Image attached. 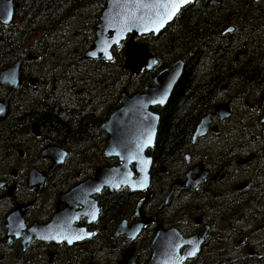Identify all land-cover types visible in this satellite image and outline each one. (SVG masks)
Segmentation results:
<instances>
[{"label": "trees", "instance_id": "1", "mask_svg": "<svg viewBox=\"0 0 264 264\" xmlns=\"http://www.w3.org/2000/svg\"><path fill=\"white\" fill-rule=\"evenodd\" d=\"M104 1L12 0L14 19L7 26L0 24V71L20 61V83L14 92L0 87V102L6 107L0 119V140H15L20 133L21 140L54 144L75 156L80 170H85L83 176L90 175L96 164L113 165L115 160L102 156L106 136L99 130L100 124L117 109L123 90L141 92L157 71L175 59L184 62L181 78L167 104L152 110L159 116L154 147L147 153L154 163L177 167L182 154L189 151L197 122L211 111L224 85L236 94L232 99L251 100L257 111L264 98V0H195L166 26L160 40L151 35L136 39L147 44L158 60L154 70L137 75L122 68L124 44L113 49L110 62H90L83 57L92 46L91 29ZM229 27L233 32L221 36ZM252 76L255 78L249 82ZM28 78H34L36 84L29 86ZM251 91L254 95H249ZM244 120L236 117L219 133L222 140H261L259 132H251L258 127L257 119L250 124ZM33 124L41 134L38 139L29 133ZM258 159L264 162L263 157ZM259 195L252 199L247 193L235 196L238 203L227 224L233 229V245L247 235L244 229L250 227L246 223L261 225L255 236L258 244L253 247L262 249L263 255L248 257L243 248L227 255L215 251L204 264H264V211L252 204ZM133 201L125 189L106 194L107 221L123 219L133 210ZM147 243L144 233L138 242L137 264L147 262ZM107 244L115 246L113 241ZM246 245L252 248L249 240ZM114 260L112 254L105 264ZM74 261L86 264L79 258Z\"/></svg>", "mask_w": 264, "mask_h": 264}, {"label": "flooded vegetation", "instance_id": "2", "mask_svg": "<svg viewBox=\"0 0 264 264\" xmlns=\"http://www.w3.org/2000/svg\"><path fill=\"white\" fill-rule=\"evenodd\" d=\"M222 33L221 36L231 34L222 35ZM161 36L157 39L160 40ZM84 59L90 62H104L88 60L85 57ZM177 60L180 59L170 62L167 68H170L172 63ZM254 78L252 76L249 82ZM30 79L34 78L26 80L29 86L35 85L36 80L34 79L30 85ZM146 85H151V83ZM3 88L7 89L5 86ZM226 90L229 89L224 85L219 89L218 94ZM8 92L11 91L8 90ZM232 93L230 101L226 103H218L217 96V101L211 111L199 119L193 133L201 119L210 115L207 132L194 143L190 140L189 151L182 154L181 162L177 167L158 165L154 163L151 156L147 155L152 159L148 191L136 194H130L127 191L134 198L135 205L133 204V210L119 222L107 221L110 216L107 215L105 201L106 194L117 193L121 188L115 191L103 189L99 194L94 195L93 200L96 202L97 209L96 218L92 220L81 216L72 225V228L84 231V237L77 243H67L70 241L68 240L70 231L67 229V225H62L65 232L58 233L56 231L54 234L55 240L61 239L60 242L35 238L26 241V235L27 231L34 226L43 228L49 225L53 216L64 210L65 206L57 203L59 195L65 194L83 181L93 178L97 167L107 166L96 164L90 175L83 176L85 170H80V165L74 160L75 156L72 158L67 151L54 144L44 146L45 144L41 140H21L20 133L14 136L15 140H0V184H2L0 186V264H77V261H74L75 258H79L80 262H86V264H105L107 257L112 254L115 255L112 264H118L128 249H133V256L136 258L135 264H137V247H139L138 242L142 234L146 233L148 238V261L151 253L150 244L159 230L166 232L173 229L183 239H187L197 235L202 228H206V235L200 253L198 257L186 261L184 264H204L211 261V256L215 251H223L227 255L231 250H241V248L245 250L248 257L262 256V249L254 250L253 246L257 243L255 239L240 237L239 239L242 241L237 239L233 245V229L227 223L232 216L234 206L238 203L235 196H241L243 193H247V197L252 199L260 192L258 199L252 204L256 209L264 211V169H261L264 162L262 159H258L259 157L264 158V154L261 152V150L264 152L263 141L222 140L219 133L228 129L236 117L242 118L240 115L242 112L245 120L251 119L253 122L254 118L257 119L258 127L256 129L252 127L251 132L255 130V133L259 132L260 135L262 126L259 122L264 109L261 103L264 98L260 100L259 107L254 112L256 106L253 101H235L232 97L236 94L233 91ZM249 95H254V93L251 91ZM246 101H250L251 104H247ZM221 105H226L230 114V117L224 120H219L213 113V109ZM4 114L0 119L4 118ZM29 133L34 139L41 137L39 129L37 136L32 134L31 128ZM104 136L106 135L104 134ZM212 138L214 140H207ZM48 148L63 151L65 158L60 162L54 152L50 155L53 160L49 159L43 154V151ZM199 170L205 173L204 179L195 187L188 185L185 176L187 175L191 181H194L195 174ZM33 171L43 177V182L28 188L27 180L30 172ZM177 181L180 182V185L172 189V185ZM143 200L145 202L140 208V215L147 221V225L141 228L132 241L126 240L123 236H114L117 226L122 221H125L126 228L140 222L138 217L134 218L133 216L139 203ZM257 204L258 206H256ZM79 210L80 207H77L76 212ZM13 211L19 212L21 227H23L21 238L15 236L7 238L4 226L6 218ZM225 215L228 218L226 225L224 224ZM259 227L261 230V225ZM32 234L39 236L35 231ZM248 236L253 237L258 234L250 232ZM247 240L250 241L252 248L246 245ZM107 241H113L115 246L108 245ZM179 252L181 253L182 249ZM87 257L91 258L86 261Z\"/></svg>", "mask_w": 264, "mask_h": 264}, {"label": "water", "instance_id": "3", "mask_svg": "<svg viewBox=\"0 0 264 264\" xmlns=\"http://www.w3.org/2000/svg\"><path fill=\"white\" fill-rule=\"evenodd\" d=\"M194 1L189 0L185 3L183 0H105L97 23L93 27L92 46L84 57L88 60L108 62L111 60V50L119 48L120 44L124 42V71L137 75L155 69L158 61L148 53L147 45L135 43L134 40L148 35L159 37L179 11L193 4ZM177 4L179 8L174 7ZM14 15L12 0H0V24L9 25L13 21ZM231 31L232 28H228L222 35L231 33ZM31 59L28 57V60ZM183 66L182 60L173 62L170 68L159 71L152 79L151 85L144 86L141 93L121 92L118 108L99 128L107 137L102 152L103 157L115 159L118 164L112 167H97L93 178L87 179L67 193L59 195L57 203L64 205V210L56 213L49 225L43 228L34 226L29 229L26 241L35 238L60 242L62 240H55L54 234L56 231L58 233L65 232L62 225H67V229L70 231L68 240L71 241L67 243H77L84 237V231L74 229L72 225L81 216L92 220L96 218L97 209L96 202L93 200L94 195L99 194L103 189L115 191L124 188L130 194L148 191L152 159L146 155V152L154 145L159 123V116L151 109L163 107L166 104L182 74ZM19 67L20 61H16L0 71V87L5 86L11 92L17 88L20 82ZM29 83L32 85L33 80H30ZM261 106L264 108V99ZM4 112L5 106L0 102V118ZM213 113L219 120L230 117L226 105L215 107ZM209 117L210 115H207L201 119L192 135V143L206 134ZM259 123L262 126L260 136L264 149V109ZM37 130L36 125L31 126L34 136L38 135ZM54 152L60 162L65 158V153L56 148H48L43 151V154L52 159L50 155ZM195 177L196 179L191 181L187 175L185 176L188 185L195 187L204 179L205 173L199 170ZM42 182L43 177L33 171L29 174L27 187H34L37 183ZM179 185L180 182L177 181L171 188ZM144 202L145 200L139 203L133 216L134 218L138 217L140 222L126 228L125 221H122L117 226L114 236H123L129 241L134 240L141 228L147 225V221L140 215V208ZM77 207H80L78 212H76ZM18 214V211H13L6 218L4 227L7 238L10 236L21 238L23 227H21ZM34 231L39 234L38 237L32 234ZM205 235L206 228H202L197 235L187 239H183L173 229L166 232L159 230L150 244L151 253L146 264H184L187 260H193L200 253ZM133 253V249L126 250L118 264H135L136 258Z\"/></svg>", "mask_w": 264, "mask_h": 264}, {"label": "rangeland", "instance_id": "4", "mask_svg": "<svg viewBox=\"0 0 264 264\" xmlns=\"http://www.w3.org/2000/svg\"><path fill=\"white\" fill-rule=\"evenodd\" d=\"M233 95V93H232V91L231 90H226V91H224V92H221V93H219L218 94V103H226V102H229L230 101V99H231V96ZM247 102V104L249 103V104H251V102L249 101H246ZM240 115H241V117L242 118H244V114H242V112L240 113ZM236 116V115H235ZM251 122V119H247V120H245V124H249ZM207 140H214L213 138L212 139H207ZM92 157L93 156H91L90 158V160H89V162L90 161H92L93 159H92ZM246 225L247 226H249L250 227V229H249V231H248V229H244L245 231H247L246 232V234L248 235V233H254V234H257V233H259L261 230H260V227L259 226H255V225H253V223H246ZM254 226V227H253ZM261 229H262V226H261ZM246 235V236H247ZM246 236L245 237H241L242 239H244V238H246ZM256 237L254 236V237H252V239H255Z\"/></svg>", "mask_w": 264, "mask_h": 264}, {"label": "snow or ice", "instance_id": "5", "mask_svg": "<svg viewBox=\"0 0 264 264\" xmlns=\"http://www.w3.org/2000/svg\"><path fill=\"white\" fill-rule=\"evenodd\" d=\"M183 2H185V3H187V2H189V0H183ZM175 8H179V5L177 4V5H175L174 6ZM174 14V13H173ZM161 102H163V101H161ZM93 218H95V217H93ZM78 239L80 238V237H77ZM69 242H71V241H69Z\"/></svg>", "mask_w": 264, "mask_h": 264}, {"label": "bare ground", "instance_id": "6", "mask_svg": "<svg viewBox=\"0 0 264 264\" xmlns=\"http://www.w3.org/2000/svg\"><path fill=\"white\" fill-rule=\"evenodd\" d=\"M89 49H90V48H89ZM87 52H88V51H87ZM87 52H86V53H87ZM180 60H182V59H180ZM182 61H183V60H182ZM161 167H162V166H161ZM168 203H169V202H168ZM189 238H191V237H189ZM258 264H259V263H258Z\"/></svg>", "mask_w": 264, "mask_h": 264}]
</instances>
